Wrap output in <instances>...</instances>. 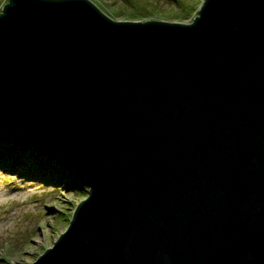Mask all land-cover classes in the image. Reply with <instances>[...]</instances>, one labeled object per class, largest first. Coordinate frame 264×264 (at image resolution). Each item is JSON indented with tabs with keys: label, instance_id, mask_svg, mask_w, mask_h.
<instances>
[{
	"label": "water",
	"instance_id": "95a60500",
	"mask_svg": "<svg viewBox=\"0 0 264 264\" xmlns=\"http://www.w3.org/2000/svg\"><path fill=\"white\" fill-rule=\"evenodd\" d=\"M0 127L88 186L30 264H264V0H204L188 23L7 0Z\"/></svg>",
	"mask_w": 264,
	"mask_h": 264
},
{
	"label": "rangeland",
	"instance_id": "374dc122",
	"mask_svg": "<svg viewBox=\"0 0 264 264\" xmlns=\"http://www.w3.org/2000/svg\"><path fill=\"white\" fill-rule=\"evenodd\" d=\"M0 2L3 4L4 0ZM93 3L119 21L154 19L185 23L193 17H179L180 8L175 0H93ZM202 3L203 0H181L182 7L187 6L194 15ZM14 148L13 155L21 162L18 169L0 166V264H30L66 229L76 205L87 193L81 190L78 181L76 186L67 184L75 175L68 170L69 174L58 184L24 174L25 166H35L33 155L37 152Z\"/></svg>",
	"mask_w": 264,
	"mask_h": 264
},
{
	"label": "trees",
	"instance_id": "16d2710c",
	"mask_svg": "<svg viewBox=\"0 0 264 264\" xmlns=\"http://www.w3.org/2000/svg\"><path fill=\"white\" fill-rule=\"evenodd\" d=\"M177 7L180 8L179 14H177L179 17H186L187 15L193 16L194 14L190 13L191 11L187 8V6H183L181 4V0H175ZM190 3V2H189ZM0 2V6H1ZM196 7V6H195ZM134 13V12H131ZM135 14V13H134ZM0 141L10 143L11 145H14L13 147H4L0 144V163L10 166L15 165L19 162L17 157L13 155L15 152V146L20 147L21 150H28L37 152V154H34L33 157L35 159V163L38 167L41 168L42 171H47L51 166H54L55 160L58 159L55 152L49 151V149L53 148V145L34 134H29L26 132H22L19 130H13L8 128H0ZM47 143V144H46ZM40 156H46V158H41ZM61 166L55 167V176H63V172H61Z\"/></svg>",
	"mask_w": 264,
	"mask_h": 264
}]
</instances>
